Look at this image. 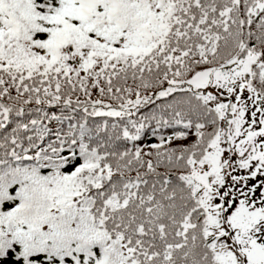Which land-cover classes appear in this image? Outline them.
I'll use <instances>...</instances> for the list:
<instances>
[{"label":"snow or ice","instance_id":"1","mask_svg":"<svg viewBox=\"0 0 264 264\" xmlns=\"http://www.w3.org/2000/svg\"><path fill=\"white\" fill-rule=\"evenodd\" d=\"M0 264H264V0H0Z\"/></svg>","mask_w":264,"mask_h":264}]
</instances>
